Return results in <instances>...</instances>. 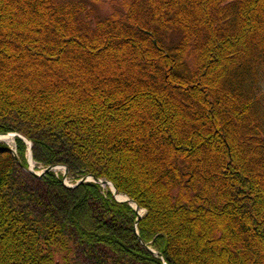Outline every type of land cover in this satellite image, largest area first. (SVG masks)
<instances>
[{
    "label": "trees",
    "instance_id": "trees-1",
    "mask_svg": "<svg viewBox=\"0 0 264 264\" xmlns=\"http://www.w3.org/2000/svg\"><path fill=\"white\" fill-rule=\"evenodd\" d=\"M98 7L0 0V133L139 233L17 137L0 264H264V0Z\"/></svg>",
    "mask_w": 264,
    "mask_h": 264
},
{
    "label": "water",
    "instance_id": "water-1",
    "mask_svg": "<svg viewBox=\"0 0 264 264\" xmlns=\"http://www.w3.org/2000/svg\"><path fill=\"white\" fill-rule=\"evenodd\" d=\"M14 137V138H21L23 140H25L28 144H29V158H28V163H29V167L27 168V170L33 174H35L36 176L38 177H42L44 176L46 173L50 172V171H53V170H56L58 168H64L65 172H64V175H63V181L64 183L69 186V187H76L82 183H86V182H96V183H99L100 185L102 186H109L115 196V198L119 201H127L129 202L136 210L137 214H138V218L136 220V225H135V231L137 232V234L139 233L138 232V224H139V221L140 219L144 216L143 213L141 212V207L140 205L134 200L132 199L131 197H129L127 194H124V193H121L118 191V188L116 187V185L108 180V179H104V178H98L92 174H89V175H85L83 176L76 184L74 185H69L66 183V179H67V174H68V168L67 166L65 165H58V164H54V165H49L47 168H45L42 172H37L34 170L33 166H32V162H33V151H32V146H33V143L31 142L30 139H28L26 136L18 133V132H7V133H0V141L3 140L4 137ZM12 149V151L16 154V150L14 148H10ZM143 244L150 250L156 252L154 249H152L150 246H148L147 244H145L143 242ZM158 255L160 257H163L162 253H158Z\"/></svg>",
    "mask_w": 264,
    "mask_h": 264
},
{
    "label": "rangeland",
    "instance_id": "rangeland-1",
    "mask_svg": "<svg viewBox=\"0 0 264 264\" xmlns=\"http://www.w3.org/2000/svg\"><path fill=\"white\" fill-rule=\"evenodd\" d=\"M96 2V6L98 5L101 9L100 12L102 13H106V11L110 10V8L112 7V5H119V3L122 1V0H94ZM2 142L4 143H7L10 147H13V148H16V141H15V138L14 137H10L9 139H3ZM28 156V152L26 154ZM38 171H41V170H38ZM57 172L63 174L64 170L63 169H57L56 170ZM68 184L70 183H74L72 182L71 180L68 179ZM143 212H145L143 210Z\"/></svg>",
    "mask_w": 264,
    "mask_h": 264
},
{
    "label": "bare ground",
    "instance_id": "bare-ground-1",
    "mask_svg": "<svg viewBox=\"0 0 264 264\" xmlns=\"http://www.w3.org/2000/svg\"><path fill=\"white\" fill-rule=\"evenodd\" d=\"M10 137H8V136H6V137H4L3 139H9ZM141 212H143V210H141Z\"/></svg>",
    "mask_w": 264,
    "mask_h": 264
}]
</instances>
